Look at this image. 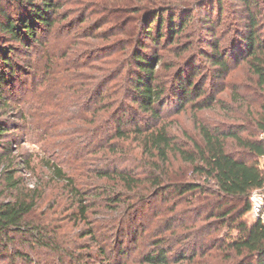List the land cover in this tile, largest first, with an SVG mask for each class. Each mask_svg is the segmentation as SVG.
Listing matches in <instances>:
<instances>
[{
  "label": "trees",
  "instance_id": "trees-1",
  "mask_svg": "<svg viewBox=\"0 0 264 264\" xmlns=\"http://www.w3.org/2000/svg\"><path fill=\"white\" fill-rule=\"evenodd\" d=\"M239 1L249 19L246 26L248 30L239 31L238 39L232 41L228 48L211 44L214 53L204 54L218 66L221 73L229 72L227 58L237 62L247 60L251 74L256 76L255 88L260 91H254L253 101L259 106L255 122L260 131L258 138L244 137L242 133L248 130L244 126H231L227 129L202 127L201 140L189 136L185 147L177 143V135L165 125H149L150 122L147 121L146 126L138 121L134 123L131 132L137 134L136 140L142 148V158L138 160L141 161V169L145 168L144 173L142 175L141 172L119 165L123 161L117 159L121 155V151L117 149L118 141L129 138V132L123 128L126 117L135 120L134 114L139 115L141 112L149 114L154 121L161 120L159 107L164 104L168 94L175 97L180 107L187 101L196 100L201 94L199 85L194 84L191 77L182 74L183 77L179 74L178 80L175 79L170 88L160 85L155 76V65H152L153 59L143 53L144 48L141 47L131 60L134 72L130 70L129 76L127 72L125 76L128 79L125 77L123 80L127 86L118 87L117 93L123 92L124 98L121 99L124 101L118 102L119 107L115 111V129L111 127L106 131L101 130L100 124L85 129L86 134L80 138L87 150L80 151L81 143L77 142L79 137H73L69 141L76 147L68 150L72 155L76 154L75 161L79 160L83 151L87 154L104 151V158L91 171V175L81 177L85 185H82L81 178L67 175L60 161L50 158L41 163L48 169L52 181L63 182L58 184L62 186L61 190L66 188L63 191L67 193V197H63L69 204L68 210L73 209L71 220L88 224V228L82 232V238L89 237L96 243L105 264H126V258L131 252L129 244H135L141 238L145 240L146 249L139 258L132 260L139 264H189L204 257L216 258L223 253L227 254L226 260L229 261L218 264H264V221L257 218L249 222L246 217L252 211V193L261 190L264 194V170L259 163L260 158L264 157V138H261L264 133V0ZM174 2L177 1L144 2L151 7L148 9L149 18L157 22L155 37L149 25L146 31L148 38L157 43L164 38V16H167L168 28L173 36L179 37L188 26L191 17L186 15L179 24L175 23L178 13H181L179 10L187 8L188 3L178 5ZM216 3L222 7L223 0H217ZM59 6L55 0H41L39 5L35 0H0V30L9 34L13 41L28 46L27 48L33 46L32 40L38 45L43 39H36L37 26H51L48 12H55ZM10 8H15L16 11L11 13ZM208 20L206 18L207 22ZM13 49L0 45V101L6 108L12 105L11 97L16 96H13L14 77L15 73L20 72L19 64L11 57ZM76 63L79 67L86 66L80 60ZM75 67L77 66H69ZM91 84L83 93L87 99L84 108L93 116L101 109L94 106L92 110V104L99 102L103 93L100 91L99 99L95 100L98 96L91 89ZM6 88L11 90L6 92ZM16 100L18 99L15 97L14 101ZM126 100L133 104L128 109L124 104ZM211 103L212 100L207 101V106ZM196 105L203 107L200 102ZM63 108L64 105L60 110ZM20 118H24V113ZM9 120L11 119H2L0 116V149L3 150L0 151V165H4L6 154L12 151L7 145L9 143H4L3 140L12 128H18ZM93 123L95 124V119ZM101 131L104 133H100ZM229 140L234 143L230 144ZM69 143L62 145L68 146ZM233 145L239 150L230 149ZM175 158L182 162V168L185 169L182 172L171 169ZM102 159L105 161L102 162ZM27 163L30 165L31 161ZM13 166L11 161L0 173V186L3 187V183L7 185L0 191V245L7 248L12 238L10 234L14 231H24L38 241L49 239V243L55 245L60 227L50 230V224L33 219V214L44 197V191L39 187L24 190L19 183L20 179L15 178ZM100 180L112 181L113 185L103 183L102 187ZM96 189L100 191L98 199L92 198ZM5 190L9 192L6 199ZM154 198L162 199V208L148 218V230L153 229L145 234L144 225L138 223V220ZM93 216L96 217L92 218ZM223 227H226L225 231L228 230L225 237H213ZM113 229L117 231V236L111 239V243L102 241L108 239L107 233ZM234 230L237 231L236 236L232 234ZM53 232L56 236L54 242L49 237Z\"/></svg>",
  "mask_w": 264,
  "mask_h": 264
},
{
  "label": "rangeland",
  "instance_id": "rangeland-1",
  "mask_svg": "<svg viewBox=\"0 0 264 264\" xmlns=\"http://www.w3.org/2000/svg\"><path fill=\"white\" fill-rule=\"evenodd\" d=\"M173 1H177L174 3L178 5L188 3L187 8L179 10L181 13H178L175 23L179 24L184 15L191 17V20L180 36L176 37L169 30L167 16H164L165 36L160 43L147 37L149 25L155 37L157 22L149 18L148 9L151 7L144 4L146 0H55L60 6L55 12H48L52 25L37 26L36 39L43 40L38 45L32 40L33 46L30 48L13 41L9 34L0 30V45L14 48L11 57L20 68V72L15 73L14 89L12 88L13 96L16 95L18 100L15 102V97H11L12 108H6L0 101L2 119H11L9 121L18 126L12 128L3 140L4 143H9L7 145L12 151L6 154L5 166L0 165V173L13 161L15 178L20 179L19 183L24 190L39 187L44 191V197L39 202L33 219L50 224V230L60 227L55 245L49 243V239L38 241L24 231L12 232L8 247L0 245V264H105L96 243L89 237L82 238V232L88 228V224L71 220L73 209L68 210L69 204L65 201L67 193L63 191L66 188L61 190L62 186L58 184L63 182L52 181L48 169L41 163L50 158L56 159L61 162L67 175L71 174L77 179L83 175H91V171L104 158V151L94 154L83 151V155L75 161L76 154L72 155L68 150L76 147L69 141L73 137H79L77 142L81 143L80 151L85 150L80 138L86 134L85 129L99 124L102 125L101 130L106 131L111 127L115 129V111L119 107L118 102L124 98L123 92L117 93L118 87L127 86L123 80L125 77L128 79L125 76L127 72L128 76L130 70L134 72L131 60L141 47L144 48L143 53L153 59L152 65H155V76L160 85L170 88L182 74L191 77L194 84L199 85L201 94L194 102H185L183 107L179 106L173 95L168 94L164 104L159 107L161 120L154 121L149 114L141 112L139 115L134 114L135 120L126 117L123 128L129 132V138L116 140L119 143L117 149L121 151L120 158L117 159L123 161L119 165L141 172L142 175L144 173L145 168L141 169V161L138 160L142 158V148L136 140L137 134L131 132L134 123L138 121L146 126L147 121L150 122L149 125H165L177 135V143L185 147L189 136L201 140L202 127L227 129L231 126H244L248 129L242 133L244 137H259L260 131L255 123L259 106L253 101L254 91H260L255 88L256 76L251 74L247 60L237 62L227 58L229 72L221 73L218 66L204 54L214 53L211 44L228 48L232 41L238 39L239 31L248 30L246 26L249 19L243 5L239 0H223L222 7L216 3L217 0ZM35 3L39 5L41 0H35ZM13 10L16 11L15 8H10L9 12L14 13ZM206 18H209L208 22ZM77 60L86 63V66L79 67ZM72 65L77 67L69 68ZM120 72L122 73L118 75ZM90 83L91 89L98 96L95 100L99 99L100 91L103 93L99 102L92 104V110L94 106L101 109L93 116L84 108L87 99L83 91L89 89ZM10 90L6 88V92ZM209 100L212 103L207 106ZM197 102L203 107L196 105ZM124 104L128 109L131 102L126 100ZM62 105L64 108L60 110ZM23 113L24 118H20ZM67 142L68 146L62 145ZM229 143L234 142L229 140ZM230 149L239 150L234 145ZM29 161L30 165L27 163ZM259 163L264 167V157L260 158ZM171 169L180 172L185 170L177 158L173 159ZM81 179L82 185H85L83 178ZM103 183L113 185L112 181L100 180V186L104 187ZM3 184L0 191L7 187ZM99 192L98 189L94 190L92 198L98 199ZM7 195L9 192L5 190V199ZM154 199L139 216L138 223L144 225L145 234L153 229L148 230V218L162 208V199ZM246 217L249 222L255 219L252 212ZM225 229L223 227L213 237L224 238L228 231ZM108 232V239L102 241L111 243V239L117 236V231L113 229ZM54 233L49 236L53 242L56 237ZM232 234L236 236L237 231L234 230ZM143 239L135 244L126 241L131 251L126 264H139L132 260L139 258L146 249ZM227 258V254L223 253L216 258L204 257L189 264L228 263Z\"/></svg>",
  "mask_w": 264,
  "mask_h": 264
},
{
  "label": "built area",
  "instance_id": "built-area-1",
  "mask_svg": "<svg viewBox=\"0 0 264 264\" xmlns=\"http://www.w3.org/2000/svg\"><path fill=\"white\" fill-rule=\"evenodd\" d=\"M261 138H264V133L261 134ZM264 170V167L261 166ZM252 202V214L255 219L260 218L264 221V194L261 190H256L251 195Z\"/></svg>",
  "mask_w": 264,
  "mask_h": 264
}]
</instances>
